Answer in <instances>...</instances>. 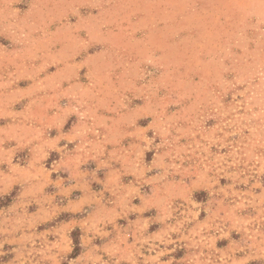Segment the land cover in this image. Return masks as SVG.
I'll list each match as a JSON object with an SVG mask.
<instances>
[{
    "label": "rangeland",
    "instance_id": "1",
    "mask_svg": "<svg viewBox=\"0 0 264 264\" xmlns=\"http://www.w3.org/2000/svg\"><path fill=\"white\" fill-rule=\"evenodd\" d=\"M0 264H264V0H0Z\"/></svg>",
    "mask_w": 264,
    "mask_h": 264
}]
</instances>
